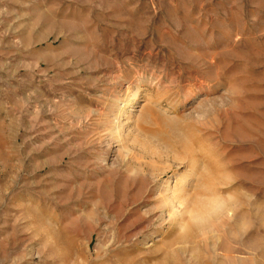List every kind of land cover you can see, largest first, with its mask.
I'll use <instances>...</instances> for the list:
<instances>
[{
  "label": "rangeland",
  "instance_id": "obj_1",
  "mask_svg": "<svg viewBox=\"0 0 264 264\" xmlns=\"http://www.w3.org/2000/svg\"><path fill=\"white\" fill-rule=\"evenodd\" d=\"M0 264H264V0H0Z\"/></svg>",
  "mask_w": 264,
  "mask_h": 264
},
{
  "label": "bare ground",
  "instance_id": "obj_2",
  "mask_svg": "<svg viewBox=\"0 0 264 264\" xmlns=\"http://www.w3.org/2000/svg\"><path fill=\"white\" fill-rule=\"evenodd\" d=\"M210 201V203H212L213 202V200H209ZM209 201H206V202H209ZM208 205H209V203H203L201 206H199L200 208L198 209L199 211H200V216L202 215V217H203V215H207L208 213L207 212H209V208H208ZM197 210V211H198ZM208 210V211H207ZM196 211V212H197ZM195 212V211H194ZM203 212V213H202ZM197 215V214H196ZM199 216V215H198Z\"/></svg>",
  "mask_w": 264,
  "mask_h": 264
}]
</instances>
